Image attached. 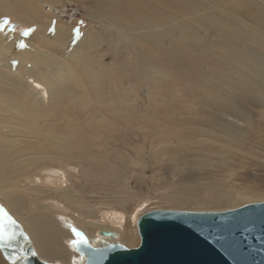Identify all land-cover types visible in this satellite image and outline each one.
Returning a JSON list of instances; mask_svg holds the SVG:
<instances>
[{
    "label": "rangeland",
    "instance_id": "obj_1",
    "mask_svg": "<svg viewBox=\"0 0 264 264\" xmlns=\"http://www.w3.org/2000/svg\"><path fill=\"white\" fill-rule=\"evenodd\" d=\"M35 1L45 4L47 0ZM48 1L55 2L53 7L58 9V13L54 11L55 17L51 19L48 27V34L55 39L63 33L68 35L70 29L73 33L75 31L74 43H76L84 33L101 31L103 29L100 28L109 25L111 20L128 23L136 34L143 31L150 35L152 30L146 23V17H157L161 14H167L169 22H172L169 26L175 30L174 37L164 50H154L137 37L134 41L127 40V44L132 45V49L124 58H119L117 50L110 47L106 40L100 39L95 47H90L88 57L94 62L101 63L103 67L99 68L96 63L92 65L100 82L98 90L106 92L94 97L83 90L82 85L85 83L64 81L63 83L68 84L59 104L55 106L53 102H49L45 114L42 111L44 109H40L41 123L44 124L41 130L52 138H34L35 133L31 126L22 128L23 132H12L9 125L0 122V177L13 169L6 164L3 166L4 161L21 149L37 150L46 154L45 164L65 172L69 179L66 183L74 184L76 189L80 188L82 195L93 204L97 217H100L105 210H116L124 214L126 224L116 236L119 238L118 243L127 248H134L139 244L136 224L131 221L138 209H141L140 214L152 210L220 212L264 202V117L262 116L264 96L259 93L260 90L256 87L252 74L243 70L235 72L231 67L233 58L239 57L236 53L238 49L251 43H258L254 40L261 41L258 43L260 45L256 44V49L264 51V41L259 40V37H264V0H204L214 2L216 15L224 18L223 21L213 22L214 24H203L202 19L207 14L192 0ZM56 2L62 3L63 6ZM258 10L260 12L257 13ZM68 12L74 16L68 17ZM226 17L240 20L242 26L238 31L243 30L242 33L236 31L235 34H231L230 29L226 28V21L229 19ZM178 22H184L185 28L179 29ZM40 30L41 26L37 23L21 24L12 17H7L0 23V35H4L8 41L12 39L18 41L20 38V42H29ZM128 33L131 32L128 30ZM120 47L121 44L118 45V48ZM140 52H147V59L141 58ZM15 62L17 63V60ZM87 65L90 66V62ZM57 77L58 75L52 81L51 87L54 85L55 89L60 90L63 85L57 82ZM67 92L69 93L66 94ZM110 94H119V96L112 100L109 98ZM125 96L133 101L138 109L120 114L110 113L111 103ZM231 101L241 103L249 111L251 123L246 125L226 115L223 118L235 122L234 124L246 130L250 140L253 141L254 150L249 154L242 152L232 156L223 171H215L216 169L212 167V169L204 167L207 168L206 170L198 169L195 159L192 167L199 173L211 171V176L217 178L220 189L226 195L233 196L235 201L233 204H173L169 198L176 197L177 191L169 183L180 180L178 178L182 176L166 171L177 167L176 161L167 152L174 148L173 143H184V146L197 145L194 153L201 154L203 145H206L209 149L205 156L211 161H216L217 145L203 141L200 135L199 107L213 111L217 110L218 106L229 108ZM252 103L259 104L253 106ZM60 111H64L63 118L66 120L62 121L58 118L57 121L62 122L54 125V120ZM46 113L49 114L47 118ZM132 114L136 117L130 120ZM43 117L46 119L45 122ZM85 117L92 118L86 121L87 127L98 123L96 117H102L100 121L103 124L102 130L108 128V134L102 131L95 133L90 131L85 134L87 137L82 141L88 140L87 145L91 151L99 149L98 152L110 154L126 166L129 177L125 182L123 195L128 201L120 203L112 201L111 205L100 204L99 202H104L106 196L111 194L85 183L84 172L76 161H72L74 166H71L63 159L52 158L55 156L51 155L61 151L66 137L73 132L70 127L77 128ZM141 119L151 121L147 130L143 129ZM57 126L59 129L55 130ZM63 129L66 130L61 131ZM55 137L57 138L54 139ZM81 137H77L75 144H69L77 155L81 153L79 151L81 146L77 145ZM180 139L183 140L179 142ZM56 142L60 145L46 150L48 145ZM141 160L145 164L144 167L136 165ZM37 164L39 165L36 163L34 166L25 167L20 172L19 178L15 181L17 187L26 185L34 174H38L40 169H35ZM161 167L164 168L163 171L158 170ZM33 170L36 171L32 173ZM163 173L165 175H162ZM59 182L64 185V179H60ZM208 187L205 184V188L201 187L198 191L201 193L202 189L209 190ZM14 191L23 197L27 195L18 189ZM32 197L28 198V204L34 207L35 201ZM191 197L192 195L187 194L186 199H192ZM205 197L206 195L203 198ZM138 204L142 206L139 207ZM9 223L17 225L13 215L0 201V227L5 226V229H2L3 227L0 229L1 237L9 235L7 225ZM24 234L28 237L26 233ZM2 259L0 258V263L7 264ZM64 264L70 263L64 262Z\"/></svg>",
    "mask_w": 264,
    "mask_h": 264
},
{
    "label": "bare ground",
    "instance_id": "obj_2",
    "mask_svg": "<svg viewBox=\"0 0 264 264\" xmlns=\"http://www.w3.org/2000/svg\"><path fill=\"white\" fill-rule=\"evenodd\" d=\"M54 3L48 0L45 4L35 0H0V23L7 17H12L21 24L37 23L41 26V30L36 33L37 36L29 42L22 41V43L20 38L18 41H16L17 39L8 41L4 35H0V122L9 125L12 132H23L22 128L31 126L36 139L37 137L41 139L52 138L48 133L41 130L44 124L41 123L40 109H44L42 111L45 114L49 102H53L55 106L59 104L58 102L61 100L68 84L63 83L64 81L85 83L82 85L83 90L94 97H99L100 94L103 95L106 92L98 90L100 82L97 73L92 68L94 63L99 68H103L102 64L96 60L94 62L87 55L90 47H95L100 39L106 40L110 47L116 49L119 58H124L127 55L126 53L132 49V45H128L127 40L134 41L137 37L154 50H164L173 39L175 32L169 26V23L172 22H169L167 14H161L157 17H146V23L149 29L152 30L150 35L143 31L136 34L128 23L121 20H111L109 25L100 28L103 30L92 34L86 32L76 43H74L75 31L73 33L70 29L68 35L63 33L59 35L58 39H55L48 34L51 19L55 17L53 13L54 11L58 13V9L53 7ZM56 3L63 6L60 2ZM31 4L36 6L32 7ZM44 18L47 19L42 20ZM229 19L226 21V28L230 29L231 34H235L241 27L236 29L233 19L231 20L230 17ZM193 20L196 21V19ZM183 23L178 22L180 24L179 29L185 28ZM128 30L131 33H128ZM190 31L192 32V29ZM259 40L264 41V37H259ZM254 42L261 43L258 40H254ZM258 43H251L242 49H238L236 53L239 57L233 58L231 67L235 72L243 70L252 74L256 87L263 91H259V93L264 96V51L256 49V44L260 45ZM120 44L122 47L118 48ZM155 46L158 48H155ZM245 50H248V52H245ZM140 56L147 59L148 53L140 52ZM15 60H17V63ZM89 62L90 66L87 65ZM56 75H58L57 82L63 85L60 90L55 89L54 85L51 87ZM116 96H119V94H110L109 98L114 100ZM258 104L252 103L251 105L257 106ZM228 107L218 106L217 110L213 111L199 107L198 125L201 131L200 135L203 141L217 145L218 148L215 150L216 161H211L205 156L209 149L206 145H203L201 154L194 153V148L197 145L186 144L184 146V143H173L174 148L167 152L176 161L177 167L166 171L182 176L178 178L180 179L178 181L167 182L177 191L176 197L169 198L173 204H233L235 201L233 196L226 195L220 189L218 180L216 177H212L213 175L211 176V171L199 173L192 167L195 159L198 169L214 168L215 171H223L232 156L242 152L249 154L254 150L253 147L255 146L246 130L234 124L235 122L223 118L226 115L237 122L249 125L251 123L249 111L236 101H231ZM137 109L134 102L129 100L127 96L121 99L117 98L109 108L110 113L118 114ZM63 112H59L58 117L54 120V125L57 122L66 120L63 118ZM48 115L46 113V118ZM262 116L264 117V114ZM135 117L132 114L130 120ZM58 118L62 121H57ZM96 118L98 123L90 124L88 127L86 121L92 120L89 117H85L82 124L77 128L70 127L74 133H69L63 142L61 151L55 152L51 156H55L52 157L54 160L63 159L71 166H74L71 162L76 161L84 172L85 183L99 191L111 194L106 196L107 199L104 202H99L100 204L111 205L112 201L119 203L128 201L127 197L123 195L124 185L129 177L126 166L114 156L98 152L99 149L91 151L87 145L88 140L82 141L87 137L85 134L90 131L92 133L102 131L104 134H108L107 127L102 130L103 124L100 122L102 117ZM141 120H143L141 122L143 129L147 130L148 126L151 125V121ZM57 129H59V126L55 128V130ZM78 136L82 137L77 142V145L81 146L79 149L81 153L79 152L80 154L77 155V152L74 153L69 144H75ZM183 139H180L179 142ZM55 145H60V143H52L47 146L46 150L54 148ZM45 155L37 150L21 149L17 154H12L10 159L4 161L3 166L6 164L12 166L13 169L10 173L0 177V201L13 215L17 225L21 227L22 233L28 235L27 238L31 242L38 259L56 264H64V262L80 264L84 258L73 250V242L78 241L81 235L86 237L90 246H97L102 241L118 243L119 238L116 233L124 229L126 218L124 214L116 210H105L100 217H97L93 204L82 195L80 188L76 189L74 184L66 183L69 179L66 177L65 172L59 168H50L45 164ZM36 163H39V165H35L36 170L40 169L38 174H34L26 182V185H20L21 187L18 186V188L15 181L19 178L20 172L25 167L34 166ZM136 165L144 167L145 164L141 160ZM163 169L161 167L158 170L163 171ZM36 170H33L32 173ZM60 179H64V185L60 184ZM205 184L209 186V190L202 189L200 193L199 188H205ZM16 189L25 192L26 197L15 192ZM184 191L188 195H192V199H186L187 194ZM199 194L201 197H196ZM205 195L206 197L203 198ZM29 196H33L34 207L28 204V198H31ZM142 204H138L139 207ZM140 211L141 209H138L134 213L131 218L132 223L136 224L137 217L142 215L139 213ZM105 224L111 226L108 227ZM7 225L9 235L0 236V258L10 264V258H12L10 256L18 258V254L16 255L14 252H16V245L19 242L16 234L19 226L13 223ZM2 227L0 229H5V226ZM100 231H109L114 233L115 236H102L99 233ZM1 247H7L8 250H3L5 248L2 249Z\"/></svg>",
    "mask_w": 264,
    "mask_h": 264
},
{
    "label": "water",
    "instance_id": "obj_3",
    "mask_svg": "<svg viewBox=\"0 0 264 264\" xmlns=\"http://www.w3.org/2000/svg\"><path fill=\"white\" fill-rule=\"evenodd\" d=\"M193 1L207 14L203 24L223 21L214 11V2ZM232 21L236 29L242 26L240 20ZM136 228L137 247L104 241L90 246L80 235L73 250L84 258L80 264H264V202L220 212L152 210L138 218ZM99 233L115 236L109 231ZM16 234L18 258L10 256V264H56L37 258L20 227Z\"/></svg>",
    "mask_w": 264,
    "mask_h": 264
},
{
    "label": "built area",
    "instance_id": "obj_4",
    "mask_svg": "<svg viewBox=\"0 0 264 264\" xmlns=\"http://www.w3.org/2000/svg\"><path fill=\"white\" fill-rule=\"evenodd\" d=\"M68 13H69V12H68ZM66 15H67V13H66ZM70 15H71V16H74V14H71V13H69L67 16L69 17Z\"/></svg>",
    "mask_w": 264,
    "mask_h": 264
},
{
    "label": "snow or ice",
    "instance_id": "obj_5",
    "mask_svg": "<svg viewBox=\"0 0 264 264\" xmlns=\"http://www.w3.org/2000/svg\"><path fill=\"white\" fill-rule=\"evenodd\" d=\"M25 34H27V33H25Z\"/></svg>",
    "mask_w": 264,
    "mask_h": 264
}]
</instances>
